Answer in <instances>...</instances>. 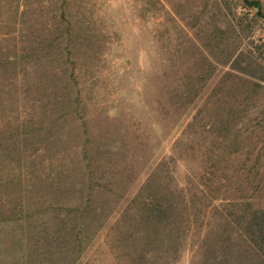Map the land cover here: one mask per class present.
<instances>
[{"label": "rangeland", "instance_id": "obj_1", "mask_svg": "<svg viewBox=\"0 0 264 264\" xmlns=\"http://www.w3.org/2000/svg\"><path fill=\"white\" fill-rule=\"evenodd\" d=\"M256 1L0 0V264H264Z\"/></svg>", "mask_w": 264, "mask_h": 264}, {"label": "trees", "instance_id": "obj_2", "mask_svg": "<svg viewBox=\"0 0 264 264\" xmlns=\"http://www.w3.org/2000/svg\"><path fill=\"white\" fill-rule=\"evenodd\" d=\"M244 1H245L248 5H253V6L258 7V9H259V10H258V13H259V14H262V12H261L262 7H261V3H260L259 1H256V0H244ZM213 200H214V198H213ZM262 229H264V225H263ZM171 235H175V231H173Z\"/></svg>", "mask_w": 264, "mask_h": 264}]
</instances>
